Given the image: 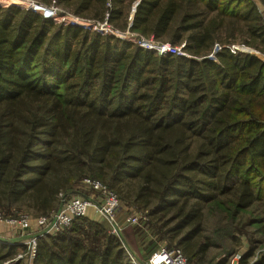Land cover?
Wrapping results in <instances>:
<instances>
[{"label":"trees","instance_id":"1","mask_svg":"<svg viewBox=\"0 0 264 264\" xmlns=\"http://www.w3.org/2000/svg\"><path fill=\"white\" fill-rule=\"evenodd\" d=\"M0 1L9 4L0 5L5 217L48 215L62 204L60 195L96 200L84 183L91 179L154 217L173 215L176 245L168 248L181 249L189 264L206 263L213 247L201 236L205 210L231 219L239 232L241 214L259 207L264 241V60L226 48L242 40L264 56V22L250 0H42L120 31L135 5L131 31L185 43L186 56H159L79 25L57 26L20 8L25 3ZM216 44L222 49L210 58ZM81 182L89 193L77 189ZM234 246L216 264H228L238 238ZM19 247L0 242V263ZM256 249L239 264H264V255L251 262ZM34 264L131 260L89 210L61 233L40 238Z\"/></svg>","mask_w":264,"mask_h":264},{"label":"built area","instance_id":"2","mask_svg":"<svg viewBox=\"0 0 264 264\" xmlns=\"http://www.w3.org/2000/svg\"><path fill=\"white\" fill-rule=\"evenodd\" d=\"M17 1L19 3H25L27 1V4L25 3L26 7L18 6L22 9L34 11L37 13H44V11L39 8V6H36V4L30 0ZM251 2L256 6L258 12L260 14H263V10L260 6H258V3H256L254 0H251ZM5 5L8 6L9 4ZM56 10V8H52V11ZM61 23H64V26L79 25L84 28L92 29L99 33L113 36L122 42L130 43L144 50L153 51L159 56H166L169 54L185 55V43L179 46H174L168 43L157 41L154 37H151V39H149L131 31L130 26L128 30H126V32H122L110 26L106 21L102 22L101 28H99V30H96L97 28L91 26L90 23L93 22L85 21L79 18H75V21L63 19ZM226 48H228L232 54H236L240 50L236 46H226ZM221 49L222 46L216 44L209 57L213 58L216 52ZM242 49L243 52H249L253 56L264 58V56L259 52H250L249 49L244 47ZM84 183L91 190L97 193L96 200L87 199L80 196H71L70 198L66 199L65 197H63V195H60V197H62L63 199L62 204L57 210H54L45 216H38L35 219L29 217L28 215L8 218L0 212V225L4 224L12 230H19L21 232L29 231L33 222L36 225L35 233L30 234L25 240H23V245L21 247L23 248V251L20 254L16 255L14 259L4 261L0 264H17L18 262H20L21 264H34L37 257L38 241L40 240V238H45L49 235L61 233L63 230L69 228L77 218L85 217L91 208L94 209L96 214H99L103 217L108 227H110V233L118 238L120 237V233L124 228L127 227V225L131 226L139 224L140 217L138 218V216L128 218L123 223L119 222L118 215L122 209L120 199L117 194L109 190L106 185L102 184L100 181L91 179H85ZM0 242L8 244L1 237ZM120 242L129 259L131 260V264H189L186 256L183 254L181 249L168 248L166 246L159 247L146 260V262L140 263L136 259L134 254L128 250L124 242L121 240Z\"/></svg>","mask_w":264,"mask_h":264},{"label":"rangeland","instance_id":"3","mask_svg":"<svg viewBox=\"0 0 264 264\" xmlns=\"http://www.w3.org/2000/svg\"><path fill=\"white\" fill-rule=\"evenodd\" d=\"M14 1L18 2L17 0ZM30 1L34 2L36 6H39V8L44 11V13L38 12L39 14L46 16V18L47 17L52 18V21L57 26H64V23H61L63 19L64 20L69 19L72 21H75V18L82 19L80 17L74 16L73 14L64 10L62 7H59L58 5H56V3L52 1L51 2H44L42 0H30ZM254 1L258 3V6H260L263 10V14L260 13L259 14L261 16L262 21L264 22V4L262 3L261 0H254ZM25 3L27 4V1ZM5 4H6L5 2L0 1L1 6L2 5L7 6ZM52 8H56L57 10L52 11ZM135 9H136L135 5L130 8L129 18L127 22L128 24L131 23L133 20ZM72 16L75 18H73ZM82 20L93 22L90 24L91 26L97 28L96 30H99V28H101L102 23L100 21L86 20V19H82ZM128 24L126 30H128L129 28ZM147 38L151 39V37H147ZM163 43L170 44L169 42H163ZM229 46H236L237 48L240 49V51H243L242 48L244 47L249 49L250 52H259L252 47L246 46L244 43H242V40L234 44H230ZM186 55L187 54H185V56ZM262 59L264 60V58ZM83 185L84 183L81 182L80 184H78L79 187L77 189L83 192L88 191L87 193H89V190H87V188H85V186ZM120 203L122 208L118 215V219L120 218L119 220L120 223L125 222L128 218H131L133 216H138V218L140 217V222L138 225H131V226L127 225V227L124 228L123 231L120 233V237H119V239L124 242L128 250L135 255L136 259L140 263L146 262L150 254L159 247L162 246L169 247L171 245L172 246L176 245L175 241L173 240L176 232H172V230L175 228V224L178 223V221L175 222L173 215L171 217L170 216L166 217V219L162 218L161 215L154 217L150 215L149 211L139 208L132 203H124L122 201H120ZM90 210H92V217L99 219L101 223L107 227L108 231H110V227H108L103 217L100 216L99 214H96L93 208H91ZM12 212L14 213L18 212V210L13 208ZM212 213L214 212L205 210L207 223H205L206 229L204 232L201 233V236L210 238L213 247L209 251V254L207 255L206 263L190 261V264H216V262L221 261L223 254L229 252V250L231 251V248L235 247L234 243L237 238H238L239 247H237V252L228 258L227 261L228 264H239L242 255L248 253L255 247L257 249L256 252L254 253L253 258L251 259V262H255L262 255H264L263 236L259 232L260 225H257L258 217L260 216L259 207H255L254 209L250 211H246V213L241 214V219H240L241 225L239 232L235 231V229L233 228L231 219L229 218L219 219L217 217V214H212ZM21 215H28V213H22L19 214L18 216ZM28 216L32 217L30 215ZM0 226H5V225H0ZM86 231L92 232V229L88 227ZM3 240L7 242V239H3ZM21 240H25V239H21ZM7 243L12 244L10 242ZM22 251L23 248L19 247V249L17 250V255L20 254Z\"/></svg>","mask_w":264,"mask_h":264},{"label":"crops","instance_id":"4","mask_svg":"<svg viewBox=\"0 0 264 264\" xmlns=\"http://www.w3.org/2000/svg\"><path fill=\"white\" fill-rule=\"evenodd\" d=\"M119 220H120V218H119ZM2 225H4V224H2ZM1 231H3V232H1ZM29 231H23V232H21L19 230L13 231L12 229H10L6 225L0 226V237H2L3 239H7V242L15 244V246H21L22 247L23 240H21V239H26L30 234H34L36 231V225L34 222L32 223L31 229Z\"/></svg>","mask_w":264,"mask_h":264},{"label":"water","instance_id":"5","mask_svg":"<svg viewBox=\"0 0 264 264\" xmlns=\"http://www.w3.org/2000/svg\"><path fill=\"white\" fill-rule=\"evenodd\" d=\"M138 5V4H137Z\"/></svg>","mask_w":264,"mask_h":264}]
</instances>
